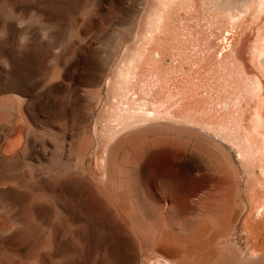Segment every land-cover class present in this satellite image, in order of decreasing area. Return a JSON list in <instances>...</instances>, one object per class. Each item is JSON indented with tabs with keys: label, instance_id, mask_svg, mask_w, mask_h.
Returning a JSON list of instances; mask_svg holds the SVG:
<instances>
[{
	"label": "rangeland",
	"instance_id": "rangeland-1",
	"mask_svg": "<svg viewBox=\"0 0 264 264\" xmlns=\"http://www.w3.org/2000/svg\"><path fill=\"white\" fill-rule=\"evenodd\" d=\"M157 1L0 0V19L27 20L32 37L19 46L21 30L10 22L8 37L0 39V58L10 64L0 65V264H264V212H257L254 192L260 180L248 173L230 140L182 117L122 129L111 140L103 134L119 130L110 112L128 94L132 108L147 97L140 85L152 76L150 58L162 48L158 42L166 43L164 62H172L167 43H177L176 30L183 38L189 32L193 0ZM226 3L234 22L231 38L223 34L224 14L215 10V90L201 92L209 98L203 104L207 112L219 118L227 111V95L247 94L250 80H264V48L258 47L264 0ZM155 9L170 12V29L144 55L146 62L130 77V91L114 92L119 66L152 30L160 14ZM41 30L49 32L47 41ZM182 60L173 63L184 72ZM242 102L231 104L232 115ZM86 139L92 143L83 156ZM112 146H120L113 179L95 164L97 156L107 161ZM184 170L178 189L176 172ZM164 182L171 200L190 195L182 218L173 220L169 210L155 205Z\"/></svg>",
	"mask_w": 264,
	"mask_h": 264
},
{
	"label": "bare ground",
	"instance_id": "bare-ground-1",
	"mask_svg": "<svg viewBox=\"0 0 264 264\" xmlns=\"http://www.w3.org/2000/svg\"><path fill=\"white\" fill-rule=\"evenodd\" d=\"M158 1H160V4L162 2H165V0H158ZM171 1L172 0H170V2ZM176 1H178V0H176ZM227 1L228 0H226V2ZM170 2H169V4H170ZM222 2H224L225 4ZM222 2L221 3L219 2L220 4H218V2H217L218 6L220 5V7H218L216 2L213 0H201V2L199 0H193V5H191V6H193V10L195 12L194 13L191 12L192 16L188 14L189 16L192 17L191 23L189 25V27H190L189 32L186 35H184L185 38H183V36H182L183 33H181L182 31L176 30L175 33H173V34H175L174 37H175V40L177 43H173L174 41L172 42L173 43L172 45L170 43H167L170 45V49L168 51L169 54H167V55H169V56L171 55L172 62H168V63L164 62L165 60L163 58V53L165 52L164 50L166 48L165 47L166 43L164 42L165 44H163L162 42L161 43L158 42L160 47H162V48L155 49L153 51L152 58H150V60H151L150 63L152 64V66L150 64L151 67L149 68V70L151 71L152 76H150L151 78H149V77L147 78V76H146L145 77L146 80L143 79L142 80L143 83H142V85H140V87H142V89L144 90L142 92H144L147 97L146 98L143 97V99H144L143 101L140 100L137 102L134 100L137 104L135 105L136 107L133 106V108L131 107L132 102H130V99H129L131 97V95L128 94L129 96L126 100H122L123 99V97H122V99H121L122 101H121V104L118 105L119 106L118 109L116 108L117 106H115V109H116L115 112L114 111L112 113L110 112L111 116H113V119L111 118L112 120L110 121V123L113 126L115 124H117V129H119V130L117 131L115 129L113 132V129L107 128L105 130L103 129V134L106 136L107 140H111V139L116 138L118 136V134L122 131V129H128V128L129 129L130 128L136 129V128H139L142 126L146 127V124L150 120L152 121L153 119H160V118H167V117H169V118L170 117L171 118L172 117H176V118L179 117V119H180V117H182V118H184L185 121L197 123V124H200V125H203V126L209 128V129H212V130L218 132V135L220 133L221 134L220 136H222V138L225 141L229 142V140H230V142L236 148L237 155L239 158H242L244 160V164H245L246 168L248 169V173L252 176V175H254V172H256L257 177L260 180V183L257 185L258 189L254 190V192H255V194L259 195L258 199L260 201V205L257 208V212L259 214H262L264 212V131H263L264 130V128H263L264 127V80L261 78H256V79L249 81V83H248L249 88L246 87L247 94L243 93V95H241L242 98L245 100V103L242 104V106L235 107V109L237 108V110H236V112L234 111L235 109L233 110L234 111L233 115H232L233 106L231 108V104L237 105V102H239L238 104H240L243 101V99L241 98L240 94L238 95L237 93H235L234 95H232V94L229 96L227 95V97H225V99L227 98L226 99L227 102H225V105L227 106V111L223 114V116L221 118H219L217 116V114L212 112L211 110L209 112H207L206 107L203 104L207 103L209 101V98L201 95V92L203 89L206 90V88H211V89H213V91L215 90V87H214L215 77H216L215 74H217V73H216V66H214V56H213L214 45H213V41L211 39V37L213 36V33L211 30H212V27L214 26L215 13H217V12H215V10L220 9L222 14H224L225 23L223 26H224L226 31H224L223 34L226 35L225 37H227V35L229 36V33L231 32V28L234 26V22L231 19L232 13L230 11H228L230 9L229 4L226 3L225 1H222ZM154 3H156V2L154 1ZM165 4H166V2H165ZM170 5H168V6H170ZM171 6L173 7V5H171ZM158 7L161 8V5ZM174 7H176V6H174ZM153 10H154V8H153ZM156 10L157 9H155V11H153V12H155L157 14L162 12V10L161 11L159 10L160 12H156ZM166 10H167V8H166ZM166 10H163V13L156 15L157 17H155V18L153 17L154 18V24H153L152 30L150 29L151 30L150 33L146 32L147 34L146 35L144 34V37H143L141 43L137 46V48H135L134 50H132L133 49L132 48L130 51H128V55L126 56V59L119 66V70H118L119 79H118V81H115L117 79V77H116L115 80L113 81L114 84L112 85V89L114 90V92L115 91H119V92L124 91L125 92L126 90L130 91V83H132V80L130 79V77L132 78V75L136 71L135 69H138V68L140 69V67L144 61V55L149 50L150 51L152 50L151 46L153 43H155L156 41L161 39L163 34H167L166 31H168V28H169V27L167 28V25L170 26L168 24L169 21L167 19L169 16L167 17V15L170 12H167ZM193 10L191 7V11H193ZM186 11H187V9H186ZM153 12L151 14H154ZM188 12H190V11H188ZM171 15H173V14H171ZM185 15H187V14H185ZM179 16H180V14H179ZM173 19H174V17H173ZM217 19H218V16H217ZM146 20L148 21V19H146ZM181 20L182 19H180V21ZM173 21H176V20H173ZM173 21H171V22H173ZM184 21H186V17H185ZM218 21H219V19H218ZM178 22H179V18H178ZM189 22H187V23H189ZM173 24L176 25V23H173ZM149 27H147V29ZM176 27L179 28L178 24L176 25ZM173 34L171 35V32H170L171 37L173 36ZM169 39L171 40V38H169ZM169 39H167V41ZM225 40H226V38H225ZM227 41H228V38H227ZM261 42H260L261 44L258 45V47L259 46L261 47V48L259 47L260 52L264 48V39ZM126 44H127V42H126ZM124 48H125V46H124ZM124 48H123V50H124ZM173 49H174V51H171ZM125 50H124L123 54H125ZM166 50H168V49H166ZM170 53H172V54H170ZM173 56H174V58H173ZM177 57L184 59V61L186 63V65H185L186 67H185L184 72H183L182 68L180 67V65H178V61H177L176 65H174V63H173L175 61V59L178 60ZM144 62H146V61H144ZM182 78H184V79H182ZM109 88H111V87L109 86ZM119 92H118V94H119ZM183 95H185L189 99L193 98L192 102L191 101L188 102V100L184 101L185 99H183ZM236 97L238 98V101L235 100ZM115 98H116V96H115ZM124 99H125V97H124ZM118 101L119 100H117V102ZM129 106H130L131 110L129 109ZM112 107H113V104H112ZM204 110H206V112ZM106 117H108V116H106ZM153 122H154V120H153ZM108 127H110V125ZM114 128H116V126H114ZM109 130H111V132H110L111 134H109ZM91 143H92V141H90L88 139L84 140V142L81 146V149H80V153L83 156L86 155L88 148L91 146ZM118 147H120V146H117V148ZM117 148H116V146H112L111 149L107 151V153H106L107 154V161H106L104 156H97L96 160H95L97 162L95 164L97 166H99L101 169H103V171L106 172L108 177L111 179H113L116 176V175H112V174L115 171V161L116 160H115L114 154L117 151ZM142 148H143V145H142ZM99 153H100V151H99ZM144 153L148 154L146 151ZM144 153H143V156H145ZM162 170H161V173L164 174ZM140 172H141V170L139 168H137L136 169V175H139ZM176 175H177V180H178L176 188L179 189L180 186H182V184L184 182V178L186 177L187 172L185 170L181 174H180V172H176ZM181 175L184 176V178H182V180L180 178ZM134 178H136V176H134ZM129 179H131V178H129ZM168 186L169 185H167L166 182H164L163 184L161 183V185L159 186L158 193H156L157 195L154 194L155 198L153 195L155 205L161 209L169 210L171 213V216L173 217L172 218L173 220H174V218L179 219L182 215L183 209H185L191 205V203L189 201L190 195L186 196L183 193V195L185 197L181 201L171 200V198H169ZM183 188H184V186H183ZM253 189H255V188H253ZM128 201H130V200H128ZM154 201H153V203H154ZM169 203H171V204H169ZM112 204H113V202H112ZM161 214H162V212H161ZM169 219H170V217H169ZM183 220H184V217H183ZM171 223L173 224V221H171ZM179 223H180V221H179ZM179 223H177V224H179ZM257 255H260V254H257ZM261 256H262V254H261ZM244 261H246V260H244ZM157 262H158V264H172V262L171 263L166 262V261H163L161 259H159ZM176 264H186V263L183 259H180L179 262Z\"/></svg>",
	"mask_w": 264,
	"mask_h": 264
},
{
	"label": "clouds",
	"instance_id": "clouds-1",
	"mask_svg": "<svg viewBox=\"0 0 264 264\" xmlns=\"http://www.w3.org/2000/svg\"><path fill=\"white\" fill-rule=\"evenodd\" d=\"M0 20H3L4 22V26L0 27V39H6L8 37L7 25L10 22H14L17 28L21 30L20 34L18 35V45L25 46L31 41L32 37L30 35V28L28 26L27 20L21 19L14 21V20H9L7 18H2ZM39 35L42 40L47 41L49 39L50 34L47 30H41ZM0 65H3L5 69H10V64L8 63L6 58H0Z\"/></svg>",
	"mask_w": 264,
	"mask_h": 264
},
{
	"label": "crops",
	"instance_id": "crops-1",
	"mask_svg": "<svg viewBox=\"0 0 264 264\" xmlns=\"http://www.w3.org/2000/svg\"><path fill=\"white\" fill-rule=\"evenodd\" d=\"M128 51H130V50H128ZM125 53H126V50H125ZM123 55H125V54H123ZM128 55V52L126 53V56ZM112 99H113V97H112ZM123 106V105H122Z\"/></svg>",
	"mask_w": 264,
	"mask_h": 264
}]
</instances>
